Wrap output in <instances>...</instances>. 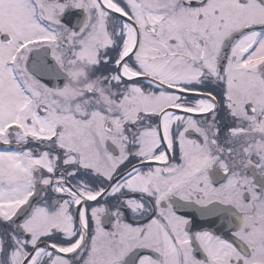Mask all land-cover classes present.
<instances>
[{
  "label": "snow or ice",
  "instance_id": "obj_1",
  "mask_svg": "<svg viewBox=\"0 0 264 264\" xmlns=\"http://www.w3.org/2000/svg\"><path fill=\"white\" fill-rule=\"evenodd\" d=\"M0 264H264V0H0Z\"/></svg>",
  "mask_w": 264,
  "mask_h": 264
}]
</instances>
